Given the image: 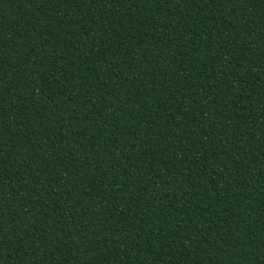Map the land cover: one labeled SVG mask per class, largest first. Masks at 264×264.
Here are the masks:
<instances>
[{
	"label": "trees",
	"instance_id": "16d2710c",
	"mask_svg": "<svg viewBox=\"0 0 264 264\" xmlns=\"http://www.w3.org/2000/svg\"><path fill=\"white\" fill-rule=\"evenodd\" d=\"M0 264H264V0H0Z\"/></svg>",
	"mask_w": 264,
	"mask_h": 264
}]
</instances>
